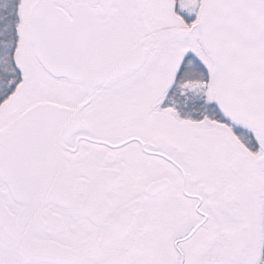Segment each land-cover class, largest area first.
Returning <instances> with one entry per match:
<instances>
[{
	"label": "snow or ice",
	"instance_id": "snow-or-ice-1",
	"mask_svg": "<svg viewBox=\"0 0 264 264\" xmlns=\"http://www.w3.org/2000/svg\"><path fill=\"white\" fill-rule=\"evenodd\" d=\"M0 264H264V0H0Z\"/></svg>",
	"mask_w": 264,
	"mask_h": 264
}]
</instances>
